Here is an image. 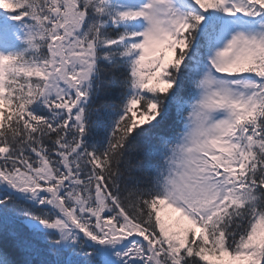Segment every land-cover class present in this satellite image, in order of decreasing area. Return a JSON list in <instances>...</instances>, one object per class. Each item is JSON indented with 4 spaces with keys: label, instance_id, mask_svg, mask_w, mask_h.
<instances>
[{
    "label": "snow or ice",
    "instance_id": "1",
    "mask_svg": "<svg viewBox=\"0 0 264 264\" xmlns=\"http://www.w3.org/2000/svg\"><path fill=\"white\" fill-rule=\"evenodd\" d=\"M0 264H264V0H0Z\"/></svg>",
    "mask_w": 264,
    "mask_h": 264
}]
</instances>
